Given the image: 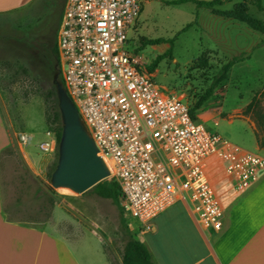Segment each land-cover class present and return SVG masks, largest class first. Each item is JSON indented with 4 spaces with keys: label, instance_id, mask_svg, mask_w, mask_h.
<instances>
[{
    "label": "rangeland",
    "instance_id": "rangeland-1",
    "mask_svg": "<svg viewBox=\"0 0 264 264\" xmlns=\"http://www.w3.org/2000/svg\"><path fill=\"white\" fill-rule=\"evenodd\" d=\"M176 1L144 0L140 17L128 32L130 52L148 69L157 56L172 48V56L162 60L152 75L161 88L183 96L190 106L210 87L226 62L233 57H247L230 70L228 78L197 114L209 130L264 157V148L257 149V134H264V44L260 45L264 33L227 15L242 6L248 15L264 24V4L260 9L256 0H234L210 9ZM65 3L66 0H35L0 12L3 209L13 220L47 227L69 237L80 234L77 239L101 247L111 264H121L125 241L119 230L120 210L116 204L92 189L78 195L51 185L59 157L49 122L52 102L46 96L51 84L47 78L37 77L30 61L31 57L44 60L52 55L51 43L56 40ZM188 25L191 28L184 31ZM145 38L174 39V43L149 45L137 51ZM38 86L41 89L36 92ZM254 98L253 111L245 114ZM170 214L187 217L181 202ZM209 236L213 239L212 234ZM200 255L204 257L200 264L210 262L203 249Z\"/></svg>",
    "mask_w": 264,
    "mask_h": 264
},
{
    "label": "built area",
    "instance_id": "built-area-1",
    "mask_svg": "<svg viewBox=\"0 0 264 264\" xmlns=\"http://www.w3.org/2000/svg\"><path fill=\"white\" fill-rule=\"evenodd\" d=\"M143 2L66 0L56 37L64 86L110 170L106 180L120 184L130 228L151 231L181 202L204 234L218 233L219 170L244 191L260 181L264 157L209 130L130 52L128 32Z\"/></svg>",
    "mask_w": 264,
    "mask_h": 264
},
{
    "label": "crops",
    "instance_id": "crops-1",
    "mask_svg": "<svg viewBox=\"0 0 264 264\" xmlns=\"http://www.w3.org/2000/svg\"><path fill=\"white\" fill-rule=\"evenodd\" d=\"M34 1L0 0V12ZM217 182L225 209L223 230L210 239L183 203L187 217L170 214L177 204L156 218L151 231L139 232L155 264H200L201 249L211 259L208 264H264V170L260 181L244 191H236L220 170ZM3 204L0 182V264H111L101 247L77 239L80 234L69 237L10 219Z\"/></svg>",
    "mask_w": 264,
    "mask_h": 264
},
{
    "label": "trees",
    "instance_id": "trees-1",
    "mask_svg": "<svg viewBox=\"0 0 264 264\" xmlns=\"http://www.w3.org/2000/svg\"><path fill=\"white\" fill-rule=\"evenodd\" d=\"M234 0H212V1H204V0H178L174 3L182 4L186 2H193L197 5L198 8L206 7L210 9H215L219 6L224 5L225 3L232 2ZM264 4V0H256V5L258 8L262 9ZM228 16L235 17L240 21L247 23L250 27L254 28L255 30L261 31L264 33V24L263 22L252 18L250 15L247 14L245 8L233 10L228 12ZM192 25H188L184 28V31H187L191 28ZM164 42H169L173 45L174 39H165V38H156V39H143L141 42V46L137 49V51L142 50L144 47L149 45H159ZM264 44V38L262 39L260 45ZM51 54L46 59H40L36 57H31L30 65L33 71H36L37 77H45L50 81V88L46 93V96L52 102V113L49 118L50 124L53 126V132L55 135V140L57 142V151H59V143L62 134V119H61V112L59 108V101L57 95V85L59 83L64 85V81L61 75L60 69V58L59 52L57 47V42L51 43ZM172 56V48H170L167 52L162 55L157 56L152 63L148 66V71L150 73H154L155 70L158 68L159 64L162 60ZM247 57L240 56V57H233L228 62H226L221 69L219 70L218 74L214 77L213 83L210 87L200 96V98L195 102L193 106H191V112L193 117L198 119L197 112L203 107L206 101H208L214 94L215 89L228 78V74L230 70L238 63L243 62L246 60ZM40 82V79H35ZM34 88V87H33ZM37 89V90H36ZM35 91L37 92L41 89L39 86L36 87ZM40 91V90H39ZM256 103V98L247 106L245 110V114H248L253 111V108ZM264 122V117L261 120ZM262 129L264 131V123ZM257 140L260 147L264 148V134L262 136L257 134ZM57 164L54 167L56 169ZM53 170V172H54ZM92 191L105 199L112 200L118 209L120 210V225L119 230L123 236L125 241L124 249L122 254V264H155L153 255L149 249V247L141 241L135 234L139 233L138 227L134 229L130 228V224L132 223V219L129 218L126 213L125 209L121 204V187L120 184L116 180H111L107 182H100L92 188Z\"/></svg>",
    "mask_w": 264,
    "mask_h": 264
},
{
    "label": "water",
    "instance_id": "water-1",
    "mask_svg": "<svg viewBox=\"0 0 264 264\" xmlns=\"http://www.w3.org/2000/svg\"><path fill=\"white\" fill-rule=\"evenodd\" d=\"M62 119L59 157L52 173L51 185L81 195L110 176L104 159L65 86L57 85Z\"/></svg>",
    "mask_w": 264,
    "mask_h": 264
},
{
    "label": "bare ground",
    "instance_id": "bare-ground-1",
    "mask_svg": "<svg viewBox=\"0 0 264 264\" xmlns=\"http://www.w3.org/2000/svg\"><path fill=\"white\" fill-rule=\"evenodd\" d=\"M63 190L70 191V190H68V189H63Z\"/></svg>",
    "mask_w": 264,
    "mask_h": 264
}]
</instances>
